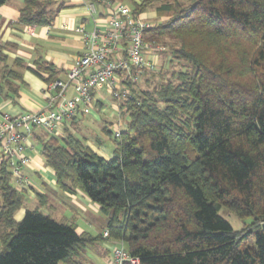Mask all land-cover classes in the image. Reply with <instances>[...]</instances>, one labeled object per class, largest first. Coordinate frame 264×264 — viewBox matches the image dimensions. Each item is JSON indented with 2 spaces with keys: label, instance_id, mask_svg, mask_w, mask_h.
Returning a JSON list of instances; mask_svg holds the SVG:
<instances>
[{
  "label": "trees",
  "instance_id": "16d2710c",
  "mask_svg": "<svg viewBox=\"0 0 264 264\" xmlns=\"http://www.w3.org/2000/svg\"><path fill=\"white\" fill-rule=\"evenodd\" d=\"M129 1L137 15L152 8L143 38L166 46L168 63L182 68L151 91L124 82L131 95L120 104V137L111 122L104 127L110 158L65 128L37 135L44 164L60 190L98 205L108 231L100 237L138 264H264V0ZM61 8L24 0L17 23L48 26ZM32 71L45 83L58 78L49 62ZM7 75L19 77L4 66ZM24 193L2 161L0 264H74L99 240L38 208L15 220ZM222 209L249 219L245 230L233 229Z\"/></svg>",
  "mask_w": 264,
  "mask_h": 264
},
{
  "label": "crops",
  "instance_id": "0c3cea01",
  "mask_svg": "<svg viewBox=\"0 0 264 264\" xmlns=\"http://www.w3.org/2000/svg\"><path fill=\"white\" fill-rule=\"evenodd\" d=\"M23 1L7 0L0 6V45L3 46L1 52L5 57L4 60L0 59V119L4 113L14 115L21 111L41 108L45 101L42 92L46 83L32 71L36 62L51 63L55 67L57 77L64 79L67 69L83 51V43L74 32V28L83 25L89 30L93 26L92 18L79 0H53L56 4H62V8L55 14L50 25L22 26L17 23V19ZM121 1L130 7L129 0ZM139 16L147 22L156 18L155 12L151 9ZM4 66L16 72L19 77L7 75L3 79ZM103 104L100 95L93 109L100 112ZM90 112L64 122L56 135L63 136L66 128L84 145L104 159H108L113 154L114 143L105 145V140L99 136L98 130L105 133L104 127L109 120L104 119L98 123L92 117H88ZM37 135L49 136L36 130L29 138L35 150L29 152L30 163L24 168L30 182L29 187L25 188V194L33 201L34 208L39 209V206L46 208L48 210L46 214L55 216L52 218L57 221L74 224L78 233L99 237V240L85 247L74 257V264H108V251L112 243L100 237L105 229L106 218L99 212L98 205L79 190L69 193L57 187L53 170L44 164L39 154L40 144ZM26 209L30 208L22 206L18 209L14 213L15 220H20ZM73 214L79 215L80 218L77 219Z\"/></svg>",
  "mask_w": 264,
  "mask_h": 264
},
{
  "label": "built area",
  "instance_id": "2783aa9c",
  "mask_svg": "<svg viewBox=\"0 0 264 264\" xmlns=\"http://www.w3.org/2000/svg\"><path fill=\"white\" fill-rule=\"evenodd\" d=\"M92 18L93 26L74 28L83 43V51L67 69L65 78L46 83L41 108L4 113L0 119V163H6L16 188H28L30 182L24 168L30 163L34 146L29 138L40 130L48 135L60 132L61 126L95 106L97 97L106 92L115 112L112 132L119 138L123 129L120 117L122 100L130 97L125 81L133 84L152 71L164 48L144 40V31L151 25L121 0H79ZM103 99V97H102ZM108 237L107 229L102 231ZM138 264L121 243L109 247L108 264Z\"/></svg>",
  "mask_w": 264,
  "mask_h": 264
},
{
  "label": "rangeland",
  "instance_id": "374dc122",
  "mask_svg": "<svg viewBox=\"0 0 264 264\" xmlns=\"http://www.w3.org/2000/svg\"><path fill=\"white\" fill-rule=\"evenodd\" d=\"M155 20L156 19L153 18L152 20H149V23L150 22L152 23ZM165 42H167L168 44L170 43L168 40ZM166 49L167 47L165 46L164 50L162 51L164 53L162 52L159 53L158 61L156 62L154 69L152 71L146 72L145 75L138 80V82L135 84V90L151 91L153 87L158 85L160 82L166 81L169 78L171 79L172 72H177L182 68V65L176 62L168 63V54L166 52ZM101 96L103 97L104 104L101 106L102 108H100V112L92 109L88 117H92L98 123H101L104 119L109 120V122H112L114 120L113 118L115 117V112L112 109V104L114 102L111 100V98L106 92H101ZM98 134L100 137H102L105 140V145L108 146L112 144L113 139L111 136L106 135V133L102 132L101 130H98ZM32 202L33 201L31 200V198H29L28 195L24 193L23 206L25 208L33 209L35 206L32 205ZM39 210H41V212L45 214L48 211L46 208H42L40 206H39ZM220 215L226 221H228L233 227V229L238 231V233L243 232L247 226L246 223L248 224L250 222V220L247 219L245 220V223H243L241 220H239L236 216H234L232 213H230L226 209H222L220 211ZM73 216L76 217L77 219L80 218V216L77 214H73ZM52 217L55 218V216H52Z\"/></svg>",
  "mask_w": 264,
  "mask_h": 264
},
{
  "label": "water",
  "instance_id": "95a60500",
  "mask_svg": "<svg viewBox=\"0 0 264 264\" xmlns=\"http://www.w3.org/2000/svg\"><path fill=\"white\" fill-rule=\"evenodd\" d=\"M264 225V224H263Z\"/></svg>",
  "mask_w": 264,
  "mask_h": 264
}]
</instances>
